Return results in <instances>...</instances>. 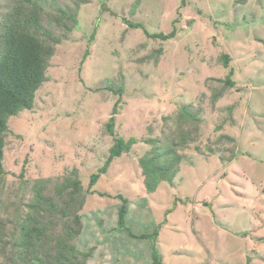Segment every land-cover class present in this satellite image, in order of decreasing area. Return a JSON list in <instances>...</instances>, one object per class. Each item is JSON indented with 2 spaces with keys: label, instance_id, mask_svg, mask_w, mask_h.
Instances as JSON below:
<instances>
[{
  "label": "rangeland",
  "instance_id": "374dc122",
  "mask_svg": "<svg viewBox=\"0 0 264 264\" xmlns=\"http://www.w3.org/2000/svg\"><path fill=\"white\" fill-rule=\"evenodd\" d=\"M57 1L77 23L68 32L53 23L60 43L34 106L7 121L2 236L13 233L33 183L50 179L54 194L69 177L85 199L74 243L92 251L87 264H151L153 249L160 264H264V0ZM9 2L0 0V14ZM127 22L149 34L176 28L175 37L150 38ZM185 111L196 119L184 123ZM113 137L134 143L90 187ZM146 140L182 158L150 193ZM118 195L125 228L158 230L153 249L117 226Z\"/></svg>",
  "mask_w": 264,
  "mask_h": 264
},
{
  "label": "trees",
  "instance_id": "16d2710c",
  "mask_svg": "<svg viewBox=\"0 0 264 264\" xmlns=\"http://www.w3.org/2000/svg\"><path fill=\"white\" fill-rule=\"evenodd\" d=\"M57 0H10L6 9L0 14V182L3 178L2 166L4 134L7 121L22 111H30L34 106L35 92L46 80L45 72L48 61L53 55L55 45L60 43V36L54 35L52 25L68 32L76 25L75 16L67 15L66 8L57 5ZM83 1L76 4L77 9ZM185 5V0H181ZM44 19L47 25H44ZM128 26L142 28L150 38L170 40L175 37L176 28L164 34H149L143 25L127 22ZM227 61V58H226ZM224 64H227V62ZM227 84L233 82L227 78ZM114 92L121 94V87ZM113 111H116L114 107ZM190 113L185 111L184 123H188ZM113 134V118L106 125ZM113 146L104 165L89 177V186L93 187L101 174L114 158L128 152L134 140L124 141L113 137ZM153 144L150 151L141 159L144 184L148 193L153 192L160 180H169L174 175L175 166L182 160L170 144L158 148L156 141L146 140ZM182 143V142H180ZM150 155V156H148ZM50 179H41L31 186L33 192L30 203L15 211V225L10 238L0 232L1 255L8 264H87L92 251H79L75 240L81 235L83 222L79 211L85 199L79 197L80 183L77 179L66 177L55 185L56 191L49 188ZM94 193V192H93ZM92 193V194H93ZM106 194H99L103 196ZM121 206L117 212V226L125 228L127 200L120 195ZM170 210L166 213L168 214ZM56 222H61L57 231ZM129 228L127 233L133 238L149 239L156 246L158 230L150 235L135 236ZM5 237V238H4ZM151 237V238H149ZM151 264H160L156 251L151 250Z\"/></svg>",
  "mask_w": 264,
  "mask_h": 264
}]
</instances>
